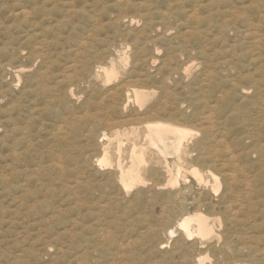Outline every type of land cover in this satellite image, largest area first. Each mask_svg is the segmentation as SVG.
Segmentation results:
<instances>
[{
    "label": "rangeland",
    "instance_id": "1",
    "mask_svg": "<svg viewBox=\"0 0 264 264\" xmlns=\"http://www.w3.org/2000/svg\"><path fill=\"white\" fill-rule=\"evenodd\" d=\"M173 1L174 0H0V264H76L77 256L84 258L82 264H99L101 262L109 264L108 262L111 261L117 264H136L137 259H139L137 264H193V260L198 258L199 255L209 256L205 264H264V0H208L209 2L207 0H175L174 2H177L175 4ZM199 1L202 2L199 3ZM213 1H215V3ZM171 5L172 7L170 8ZM176 7L178 9L180 7V10ZM195 8H198V10L196 11ZM71 10L72 13L70 14ZM180 11H183L182 14ZM233 12L239 14L240 19L238 17L235 19L240 20V22L232 19L231 15ZM194 13H196V15ZM164 14L169 16L164 18ZM192 14L196 17L191 16ZM125 16L127 19H122V17ZM134 16L136 18L138 17L137 22L130 23L129 17ZM188 16L194 19H190ZM246 17L248 19H245ZM224 18H227L226 21H224ZM202 19L207 23L205 21L202 23ZM243 20L246 22H243ZM149 22H152L151 25H146L150 24ZM193 22H198L200 25L194 24ZM202 25L205 26L204 28H206V31ZM221 25L223 26L220 27ZM196 27L198 28L196 29ZM225 27L227 28L223 29ZM166 28L170 29L167 30ZM198 29L200 31H198ZM156 30L157 32H155ZM187 30L190 31V35L188 34L189 36L187 35L186 37L187 40L177 35L178 32L186 33ZM251 30L253 32H251ZM208 32L210 33L208 34ZM258 35L261 37L259 38ZM170 37L172 40H170ZM201 37L204 38L202 39ZM146 38H148V40ZM201 39L202 41H200ZM182 42L185 44L181 45ZM198 44L202 46L199 45V50L197 49ZM139 47L140 51L139 49L137 50ZM207 49H209V51ZM217 49L219 50L218 52ZM182 50L184 51L183 53ZM175 51H177L178 54ZM204 51L209 56H206ZM201 52L205 55L201 54ZM122 57H125L127 60L122 62ZM140 57L142 61H136L137 59H141ZM174 59L180 62H176ZM168 60L173 62L169 63ZM113 61L118 66V74L116 77L111 80H107L104 76L97 79L93 78V74L96 71L95 68L98 65L104 64V66H110ZM143 61L145 63H143ZM149 62L152 67L148 66ZM173 63L175 65H173ZM178 63L179 66H181L179 68L177 66ZM132 64L136 66L134 67ZM137 64H139L138 66L140 68V65L144 66L142 67L143 70L142 68L139 69ZM167 66L169 68H167ZM177 68L180 70H177ZM171 69H173L174 72H169L173 71ZM211 69L215 71L212 72ZM203 70L211 71L204 72ZM73 73L77 74L76 78V74ZM201 73L203 74L202 78L200 77L201 75H199ZM216 73L220 75L219 77L217 74L218 79H214V76L215 78L217 76ZM149 75L150 77H148ZM36 77L41 79H37ZM210 78L213 79L211 80ZM164 79L166 81L165 83L163 81ZM37 80L42 81L38 82ZM194 80L200 84L195 85ZM201 80H203V82ZM34 81H37L36 83H38V85L35 84ZM70 81L75 82V97H71L67 92L70 89L67 86L71 83ZM180 81L185 86H183ZM166 83L169 86H167ZM126 84L132 85V87L135 86V88L138 87V90L149 93L144 99L145 102H138L133 92H130L132 97L128 106L126 108H120L122 105L120 103L123 102L124 95L122 94L119 98H114L112 94L115 92L119 93L117 89L122 88ZM163 85L164 87L162 90ZM179 87L182 89L177 91L179 93H176L175 89H179ZM242 87L245 90H243ZM44 88L48 89L49 91L47 90V92L49 93H45ZM225 88H227L226 90L231 94H226L227 91L224 90ZM234 88L239 90L233 93L235 90ZM247 88L248 90L246 91ZM205 89L207 92H205ZM31 90L34 92L33 96L31 95ZM119 90L123 91V89ZM190 90H193L192 92L194 94L191 93ZM194 90H200L201 92ZM5 91H7L8 94L5 93ZM21 91L26 93H22ZM121 91L120 93H123ZM221 91L226 92L223 93ZM244 91H246V93H244ZM43 92L46 95L43 94ZM187 92L188 95H186ZM210 92H212V96L209 94ZM213 92L215 94H213ZM216 93L218 95H216ZM20 94H25L22 99L18 98ZM36 94L38 97H36ZM41 95H45L46 97ZM244 95H246V97ZM14 96H17L16 98L18 99L16 100ZM68 96H70L69 99L67 98ZM111 96L114 99L111 98ZM168 96L169 98H166ZM218 96L220 99H218ZM257 96H260V98ZM160 97L164 98L160 100ZM190 97H192V99H190ZM256 97L259 100L255 101ZM186 98L189 99L188 103H186ZM47 99L49 103H47ZM174 99L178 101V104L180 101H185L186 105L190 104L191 107L188 110L187 117H182L188 120L181 119L179 112L173 110L177 109L178 106ZM212 99H215V102ZM86 100L87 102H85ZM157 100H160L159 103H161V105H158L159 103ZM219 100H221V103ZM97 101L99 103H96ZM166 101L170 102L167 103ZM10 103L12 106H9L11 105ZM14 103L15 105H13ZM57 103L60 104L57 105ZM199 103L204 104V107ZM18 104L20 105L18 106ZM172 104H174V106ZM217 104H219V106H217ZM36 105L37 107L34 108ZM207 105L210 106L208 107ZM57 106L58 109H56ZM93 106L95 109L92 108ZM199 106L202 107L199 108ZM10 107L17 112L11 110ZM206 107L211 111L207 110ZM5 108L9 110V112H6ZM166 108L168 109L167 111ZM202 108L203 113L200 112ZM99 109H102V112ZM153 109L155 111H153ZM156 109L165 112L162 113L159 110L157 112ZM235 109H237L235 111L236 113H234ZM10 112H13V114ZM37 114L39 117H37ZM193 114H195L196 117H194ZM209 114H211V122L214 125H210L208 119H205L207 116L209 117ZM224 114L229 115L226 117ZM160 116L163 118V120L161 119L162 121L171 120L173 122H178L177 124L187 125V127L196 131L189 139V145L193 150V156L186 157L180 162L181 165H183V170L187 169L186 175L188 181L185 182L181 180L180 185L175 188L167 186L166 189H159L156 187V184L166 183L167 176L163 172V168L158 166L152 167V165L149 164L147 168L145 166L143 169L144 177L148 179V183H144L145 185L141 183L134 186L127 194L124 190V192H121L122 189L119 186L115 187V185H119L117 183L115 168L99 171V166L94 164L96 163L94 160H97V158L103 155V151L99 145L100 142L97 138L98 134H101L103 130L109 133H115L116 129L119 127L117 130L124 133L121 135L124 141V151L121 161L123 164H129L132 140L134 139L139 145L146 146L145 123L152 120H160ZM98 117L100 118L97 119ZM101 117H103V119ZM43 118L46 119L44 120ZM84 119L90 120L81 121ZM16 120L17 122L19 121L18 123L22 129L24 128L23 134H26L27 131V133H29V131L31 133L26 134V136H23V134L19 135L21 132L13 134L12 131H9L7 133L5 129H10L9 126L12 127L13 122L15 123ZM57 120L59 123L56 122ZM40 121L43 122L38 123ZM73 121L81 124L78 123L79 125H73L77 124ZM89 121H94V124ZM8 122L9 124L12 123V125H8ZM96 122L99 123L96 127V132H100L96 137L92 138L88 130L92 129ZM139 122L144 124H139ZM22 124H24V126ZM83 124L87 125L85 126ZM102 124H104V126ZM205 125L206 127L209 126V129H212L210 133H215V137L213 134V136L208 139L209 145L207 148L201 149L202 147H199L196 142L205 136V132L208 130ZM6 126L8 128H6ZM79 127H83V130L80 131ZM86 127H88L87 130ZM112 127L114 129H112ZM55 128L59 130L57 133L54 132L56 131ZM84 130H86V132ZM201 130L203 131L201 132ZM83 131L85 133H83ZM75 132H78V134L82 132L83 138ZM86 133L88 134L86 135ZM49 135H52V137ZM46 136L48 137L46 138ZM11 137H14V139ZM70 137H74V140H78V145L75 144L76 142L74 140H72L75 142L73 143ZM84 137L92 139L88 138L85 140L86 138ZM4 139L6 141H12L13 139L12 142L14 144L11 141H9L10 143H6ZM16 139H18V146H15ZM25 140L26 142H24ZM55 140H58V142L56 143ZM79 140L82 143L79 142ZM61 142L63 143L60 144ZM25 143L27 145H25ZM81 144H85V146L83 147ZM215 144H217L216 146H220L216 147ZM80 145L82 146L80 149H75L80 147ZM226 148H228V150ZM14 149L16 152H19V157L21 159H19V161L25 163L16 165V173L21 177L18 181L16 179L17 176H11V181H14H12L11 184L18 183L19 181L21 183H19V185H14L17 189L12 188L13 192L11 189L5 190V187L3 188L2 176L6 167L11 166L10 164L12 161L10 155ZM82 149L85 150L83 151ZM7 150L9 151L6 152ZM75 150L78 151L75 152ZM56 151H58V153ZM88 152L89 155L84 154ZM21 153L24 156H22ZM232 154L235 155L236 158L227 159L230 158L228 156H232ZM201 155L204 158L203 161L199 160ZM77 157H81L80 160ZM117 157L118 156L114 154L112 156L114 165L117 163ZM5 158L10 159V162ZM71 158H74L73 161L70 160ZM42 159H46L43 160L46 162L44 163ZM85 160L86 163H84ZM167 160L172 166H175L177 163L173 156H168ZM4 161L6 162L5 164ZM51 161H53L52 164ZM67 161H71V163ZM79 161L83 163L81 164ZM64 162L67 163L65 164ZM222 162L224 164H221ZM208 163L210 167H208ZM69 164L70 166L74 164L80 167L82 166L83 172L81 178L87 180L88 183L93 182L90 185L93 184L100 190L101 187L107 186L106 188L109 189L107 196L105 193L101 198H97L93 205L81 207L79 205L81 200L88 202L86 198H89L90 201L94 195H91L88 191L85 192L86 189L84 187L80 189L78 194L77 191L70 194L67 187L73 182L74 177L77 175H75L74 172L77 170H73L76 169V165L74 167L72 166V168ZM192 164L197 165L205 174V177H209L206 169L211 168V170L216 173L218 172L217 174L221 179L220 190L215 192L211 189L210 184H212L213 180L210 177L208 178V180H210L209 185L199 183L189 170ZM230 165L233 167L228 168ZM152 168L157 171V175H155L156 177L152 176V178H149L151 176L148 175H151V171H153ZM70 169L72 172L67 175L66 173L69 172L65 173V171H70ZM97 169L98 171H96ZM230 169H234L236 173ZM225 170H227L226 175L224 174ZM111 172L116 176L113 177ZM227 172L234 175H229ZM54 175L56 176L55 178H57L56 180L53 178ZM230 176L233 177L231 184H229L230 181L227 180V177ZM66 177H68V179ZM69 177L72 179H69ZM88 177L91 182L88 180ZM105 178L111 179L106 180ZM47 179L48 182L46 181ZM150 179L154 181L157 179V181L154 183V181ZM108 180L111 181L108 183ZM69 181L72 182L69 183ZM46 183L50 185L51 188H47L50 186L43 185ZM58 184L63 185L59 186ZM103 184L106 185L103 186ZM110 185H114L111 187L112 189ZM154 188L156 189L154 190ZM3 189L5 191H3ZM116 189H118V191ZM81 191L84 192L81 193ZM164 191L170 193L167 192L166 195ZM64 192H66V194ZM136 192H138V196H136ZM252 192L255 193L252 194ZM13 194L14 196H12ZM149 194L150 196H148ZM98 195L97 193L96 196L98 197ZM175 195L178 196L175 197ZM124 197H126V199ZM134 197L138 199H134ZM156 197L158 199L155 200L154 198ZM199 198L200 201L198 200ZM133 199L135 202L136 199L137 201L140 199L138 203L140 205L134 204V201H132ZM243 200H245V204ZM177 201L183 204L181 209L176 207L175 203L179 204ZM131 203L134 205L131 206ZM157 203H159V206ZM254 204H256V206H253ZM165 210H167L166 213ZM187 210L189 212H194L196 210L204 211V213L210 217L211 223L214 224L216 234L219 238L216 237L205 240L195 238L188 240L179 232L178 236L174 237L175 240L172 238L170 242L162 248V243L168 239V229L171 225L176 223L181 212H188ZM247 211H252V213H248ZM75 224L78 225L75 227ZM77 229L79 230L77 231ZM70 230H74L73 236L70 235ZM101 233L109 238L110 244L108 241L104 243L101 242L103 244L100 243L101 246H99V241L97 242V240H94L95 237L97 239V236ZM81 237L84 238V240ZM92 239L95 241L94 243ZM87 240H91L90 242L93 244L88 243L89 241ZM112 241L114 242L112 243ZM175 241L177 242L175 243ZM178 241H182L181 244L178 243ZM71 242H73L72 244L76 242L81 245L83 243V245L82 247L78 244L71 245ZM85 242L86 244H84ZM117 243L119 246H116ZM94 245L97 246L94 247ZM172 246H174V248ZM76 249L79 250L77 251ZM113 249H115V251ZM127 250L130 251L126 252ZM87 251H90V253H87ZM110 251L112 252L108 255ZM252 251H254L255 254ZM73 253L77 255L72 257ZM186 255L187 257H185ZM194 255L195 257H193ZM106 256L108 257L106 258ZM168 256L171 257L169 258ZM98 258L101 261L98 260ZM132 258L136 261H133ZM174 258H177V260ZM190 261H192V263H190Z\"/></svg>",
    "mask_w": 264,
    "mask_h": 264
},
{
    "label": "bare ground",
    "instance_id": "2",
    "mask_svg": "<svg viewBox=\"0 0 264 264\" xmlns=\"http://www.w3.org/2000/svg\"><path fill=\"white\" fill-rule=\"evenodd\" d=\"M46 1V0H45ZM48 1H50V0H48ZM175 1V0H174ZM173 1V2H174ZM180 1V0H179ZM203 1V0H202ZM202 1H199V3L200 2H202ZM208 1V0H207ZM209 1H211V0H209ZM208 1V2H209ZM220 1V0H219ZM257 1V0H256ZM205 2V1H204ZM214 3H215V1H213ZM253 2V1H252ZM170 3V2H169ZM175 3H177V2H174V4ZM196 3V2H195ZM198 3V4H199ZM254 3V2H253ZM215 5V4H214ZM218 5H219V3H218ZM174 6V5H173ZM172 7V5L170 6V8ZM190 7H192V6H190ZM198 7V6H197ZM177 8V7H176ZM178 9V8H177ZM191 9H194V8H191ZM190 9V10H191ZM196 9V8H195ZM73 10V9H72ZM72 10L70 11V14L72 13ZM171 10V9H170ZM178 10H180V7H179V9ZM177 10V11H178ZM198 10V8L196 9V11ZM208 11H210V10H208ZM174 12V11H173ZM172 12V13H173ZM182 12L183 11H180V13L182 14ZM193 12V11H192ZM165 13H167V12H165ZM179 13V12H178ZM167 14H170V13H167ZM167 14H164V18H167V16H169V15H167ZM184 14V13H183ZM189 14H191V13H189ZM195 15H196V13H194ZM194 14H192L191 16H195ZM213 15V14H212ZM183 16V15H182ZM199 16V15H198ZM200 16H201V13H200ZM211 16V15H210ZM209 16V17H210ZM232 16V19H234V20H237V19H235L236 17H240L239 16V14L238 13H234L233 12V14L231 15ZM147 17V16H146ZM180 17V16H179ZM196 17V16H195ZM208 17V18H209ZM226 17V16H225ZM138 18V17H137ZM137 18L134 16V17H129V22L130 23H134V22H137ZM181 18H183V17H181ZM188 18H190L189 16H188ZM193 18V17H192ZM192 18H190V19H192ZM203 18V17H202ZM211 18H213V17H211ZM122 19H124V20H126L127 19V17L125 16V17H122ZM142 19V18H141ZM194 19V18H193ZM197 19V18H196ZM196 19H195V21H196ZM203 19H205V18H203ZM202 19V23H203V21H205V20H203ZM214 19V18H213ZM225 19V18H224ZM227 19V18H226ZM226 19L224 20V21H226ZM231 19V20H232ZM240 19V18H239ZM245 19H248L247 17L245 18ZM143 20H144V18H143ZM200 20V19H199ZM242 20V19H241ZM119 21V20H118ZM146 21H148V20H146ZM152 21V20H151ZM193 21V20H192ZM191 21V22H192ZM228 21H230V20H228ZM227 21V22H228ZM206 22V21H205ZM237 22H240V20H237ZM243 22H246V21H244L243 20ZM248 22V21H247ZM122 23V22H121ZM150 23V22H149ZM152 23V22H151ZM151 23L150 24H146V25H151ZM194 23V22H193ZM193 23H191V24H193ZM207 23V22H206ZM205 23V24H206ZM226 23V22H225ZM229 23V22H228ZM230 23H232L231 21H230ZM194 24H197V25H200V23H198V22H196V23H194ZM234 24V23H233ZM196 25V26H197ZM204 25V24H203ZM202 25V27L204 28L205 26H203ZM207 25V24H206ZM224 25V24H223ZM223 25H221L220 27H222ZM235 25V24H234ZM194 26V25H193ZM232 26V25H231ZM151 27V26H150ZM210 27V26H209ZM230 27V26H229ZM172 28V27H171ZM198 27H196V29H197ZM227 27H225V28H223V29H226ZM153 29V28H152ZM151 29V30H152ZM167 30H169L170 28H166ZM190 29V28H189ZM193 29V28H192ZM206 28H204V30H205ZM221 29V28H220ZM219 29V30H220ZM247 29H248V27H247ZM146 30H147V28H146ZM154 30V29H153ZM214 30V29H213ZM246 30V29H245ZM198 31H200L199 29H198ZM206 31V30H205ZM204 31V32H205ZM254 31H256V30H254ZM147 32V31H146ZM149 32V31H148ZM155 32H157V30L155 31ZM170 32V31H169ZM204 32H201V33H204ZM212 32H214V31H212ZM217 32V31H216ZM248 32H249V30H248ZM251 32H253L252 30H251ZM167 33V32H166ZM200 33V34H201ZM210 32H208V34H209ZM218 33V32H217ZM147 34V33H146ZM149 34V33H148ZM190 35V31L189 30H187V32L186 33H184V32H178L177 33V35H180L181 36V38H183L184 40H187L186 39V37H187V35ZM245 34V33H244ZM255 34H257V33H255ZM254 34V35H255ZM188 35V36H189ZM192 35L194 36V34L192 33ZM202 35V34H201ZM201 35H199V36H201ZM211 35H212V33H211ZM170 36H172V35H170ZM256 36V35H255ZM254 36V37H255ZM259 36V35H258ZM156 37V36H155ZM165 37V36H164ZM257 37V36H256ZM261 36H259V38H260ZM152 38V37H151ZM171 38V37H170ZM180 38V39H181ZM202 39L204 38V37H201ZM147 40H148V38H146ZM202 39L200 40V41H202ZM213 39V38H212ZM211 39V40H212ZM170 40H172V38L170 39ZM214 40V39H213ZM183 41V40H182ZM190 41V40H189ZM257 41V40H256ZM259 41V40H258ZM188 43V42H187ZM201 43V42H200ZM182 44H185V43H181V45ZM137 45V44H136ZM179 45V44H178ZM187 45V44H186ZM190 45H192V44H190ZM200 44H198V46H197V49L199 50V47L201 46H199ZM205 45L207 46V44L205 43ZM212 45V44H211ZM214 45H215V43H214ZM214 45H213V47H214ZM216 45H217V43H216ZM138 46V45H137ZM136 46V47H137ZM176 46V45H175ZM180 46V45H179ZM179 46H177V47H179ZM193 46V45H192ZM208 46H210V45H208ZM135 47V48H136ZM202 47V46H201ZM86 48V47H85ZM134 48V49H135ZM185 48H187V47H185ZM184 48V49H185ZM191 48V47H190ZM139 49V51H140V47L139 48H137V50ZM142 49V48H141ZM175 49V48H174ZM177 49V48H176ZM193 49H194V47H193ZM143 50V49H142ZM188 50V49H187ZM195 50V49H194ZM193 50V51H194ZM208 51H209V49H207ZM145 51V50H144ZM181 51V50H180ZM179 51V52H180ZM219 50L217 49V52H218ZM177 54H178V52L177 51H175ZM184 51L182 50V53H183ZM189 52V51H188ZM205 52V51H204ZM215 52V51H214ZM206 53V52H205ZM173 54V53H172ZM189 54H191V53H189ZM201 54H203V55H205L204 53H202L201 52ZM133 55H136V54H133ZM139 55L141 56V54L139 53ZM171 55V54H170ZM137 56V55H136ZM185 56H186V54H185ZM206 56H209L207 53H206ZM175 57V56H174ZM111 58V57H110ZM141 58V57H140ZM177 58V57H176ZM133 59V58H132ZM146 59V58H145ZM144 59V60H145ZM154 59V58H153ZM177 59H179V58H177ZM208 59V58H207ZM121 60H122V62H124V61H126L127 59H125V57H122L121 58ZM134 60V59H133ZM133 60H132V62H133ZM136 60V59H135ZM138 60H141L142 61V58L141 59H137L136 61H138ZM172 60V59H171ZM175 61H176V59H174ZM152 61V60H151ZM169 61V63H172V62H170V60H168ZM120 62V61H119ZM176 62H180V61H176ZM143 63H145L144 61H143ZM142 63V64H143ZM168 63V62H167ZM224 63V62H223ZM136 64V63H135ZM140 64H141V62H140ZM226 64H228V63H226ZM133 65V64H132ZM139 64H137V67H139L138 66ZM170 65V64H169ZM173 65H175L174 63H173ZM221 65V64H220ZM134 67L136 66V65H133ZM141 66V68L142 67H144V66H142V65H140ZM149 67H152V66H150V62H149V65H148ZM148 66H146V67H148ZM171 66V65H170ZM177 66H178V68L179 67H181V66H179V63L177 64ZM208 66V65H207ZM206 66V67H207ZM117 64L113 61V62H111V64H110V66H104V64H100V65H98L95 69H96V71H95V73L93 74V78L94 79H97V78H99V77H101V76H104L107 80H111L112 78H114V77H116V75L118 74V69H117ZM136 67V68H137ZM173 67H175V66H173ZM203 67H205V66H203ZM209 67V66H208ZM220 67H222V66H220ZM227 67V66H226ZM75 68V67H74ZM140 67H139V69H141ZM154 68V67H153ZM166 68V67H165ZM167 68H169L168 66H167ZM177 68V70H180V69H178ZM76 69H77V67H76ZM208 69V68H207ZM142 70H143V68H142ZM148 70V69H147ZM147 70H146V72H147ZM162 70V69H161ZM171 70H173V69H171ZM212 70V69H211ZM211 70H209V71H211ZM167 71H169V70H167ZM186 71V70H185ZM204 71V70H203ZM209 71H204V72H209ZM213 71H215L214 69L212 70V72ZM169 72H174V70L173 71H169ZM175 72H177V71H175ZM216 72H218V71H216ZM185 73V72H184ZM73 74H76V73H73ZM154 74V73H153ZM152 74V75H153ZM156 74V73H155ZM165 74V73H164ZM219 75V73H216V75ZM145 75H147V74H145ZM166 75V74H165ZM182 75V74H181ZM199 75H201L200 77L202 78V73L201 74H199ZM205 75V74H204ZM218 75L216 76V78H215V76H214V79H218L217 77H218ZM18 76V75H17ZM76 76H77V74L75 75V78H76ZM92 76V75H91ZM19 77V76H18ZM74 77V76H73ZM148 77H150V75L148 76ZM147 77V78H148ZM156 77H157V75H156ZM163 77V76H162ZM167 77V76H166ZM219 77H220V75H219ZM37 79L39 78V77H36ZM181 78H182V76H181ZM180 78V79H181ZM198 78V77H197ZM204 78H205V76H204ZM208 78V77H207ZM39 79H41V78H39ZM65 79H66V77H65ZM149 79H151V78H149ZM211 80L213 79V78H210ZM222 79V78H221ZM36 80V79H35ZM69 80V79H68ZM153 80V79H152ZM197 80V79H196ZM196 80H194L195 81V85H197V84H200L199 82L197 83L196 82ZM211 80H209V81H211ZM19 81H20V79H19ZM25 81V80H24ZM38 81V80H37ZM36 81V82H37ZM40 82L42 81V80H39ZM38 81V82H39ZM160 81H161V79H160ZM160 81H158V82H160ZM164 81V83L166 82L165 81V79L163 80ZM186 81V80H185ZM198 81H199V79H198ZM202 82H203V80H201ZM253 81V80H252ZM17 82V81H16ZM32 82H33V80H32ZM35 82V81H34ZM35 82V84H37L38 85V83H36ZM67 82V81H66ZM71 83H69L67 86H68V88H70L67 92L70 94V96L71 97H75L76 96V93H75V91H74V84H75V82L73 81H70ZM155 82V81H154ZM181 82V81H180ZM205 82V81H204ZM123 83V82H122ZM163 83V84H164ZM182 83V82H181ZM205 83H208V82H205ZM211 83V82H210ZM209 83V84H210ZM33 84V83H32ZM129 84V83H128ZM128 84H126L125 86H123L122 88H119V89H123V91H121V90H119V89H117L118 91H119V93L118 92H115V93H113L112 94V96L114 97V98H119V96L121 95L122 96V94L124 95V99H123V102L122 103H120V104H122L121 106H120V108H126L127 106H128V104H129V102H130V99H131V94H130V92H133V94H134V96H135V98H136V100L138 101V102H145V98L149 95V93H145L144 91H141V90H138L139 88L138 87H136L135 88V86H133L132 87V85L130 86V85H128ZM160 84V83H159ZM203 84V83H202ZM213 84H214V82H213ZM161 85V84H160ZM166 85H167V83H166ZM165 85V86H166ZM182 85H183V83H182ZM191 85H192V83H191ZM190 85V86H191ZM194 85V84H193ZM212 85V84H211ZM230 85H231V83H230ZM32 86V85H31ZM40 86H41V84H40ZM167 86H169V85H167ZM183 86H185V85H183ZM200 86V85H199ZM199 86H198V88H199ZM236 86V85H235ZM163 87H164V85L162 86V90H163ZM213 87V86H212ZM29 88H30V86H29ZM31 88H34V87H31ZM40 88V87H39ZM138 88V89H137ZM204 88V87H203ZM207 88V87H206ZM222 88H224V87H222ZM221 88V89H222ZM231 88V87H230ZM230 88H228L229 90H230ZM236 88V87H235ZM234 88V89H235ZM243 88V87H242ZM241 88V89H242ZM22 89V88H21ZM23 89H24V87H23ZM27 89V88H26ZM46 88H44V91H45V93L47 92V90L48 89H46ZM168 89V88H167ZM167 89H165V90H167ZM172 89V88H171ZM182 88H180L179 87V89H175L176 91V93H179V92H177L178 90L180 91ZM185 89V88H184ZM183 89V90H184ZM190 89H192V88H190ZM208 89V88H207ZM210 89H211V87H210ZM212 89H214V88H212ZM227 88H225L224 90H226ZM231 89H233V88H231ZM11 90V89H10ZM33 90H36V89H33ZM38 90V89H37ZM169 90V89H168ZM200 90H203V89H200ZM200 90H194V91H199V92H201ZM209 90V89H208ZM218 90V89H217ZM236 90H239V89H235L234 90V92L233 93H236L235 91ZM243 90H245L244 88H243ZM248 90V88L246 89V91ZM20 91V90H19ZM22 91H24V90H22ZM21 91V92H22ZM32 91V90H31ZM41 91V90H40ZM49 91V90H48ZM120 91L121 92H123V93H120ZM191 91V93H193L192 91L193 90H190ZM190 91H188V92H190ZM210 91V90H209ZM215 91V90H214ZM227 91V90H226ZM226 91H221V92H223V93H225ZM230 91H232V90H230ZM246 91H244V93H246ZM8 92H9V90H8ZM20 92V93H21ZM168 92V91H167ZM171 92H172V90H171ZM188 92H187V94L186 95H188ZM205 92H207L206 91V89H205ZM204 92V93H205ZM218 92H220V91H218ZM217 92V93H218ZM237 92H240V91H237ZM5 93H7V91H5ZM22 93H26V92H22ZM36 93H37V91H36ZM40 93V92H39ZM38 93V94H39ZM44 92H43V94H45ZM47 93H49V92H47ZM174 93V92H173ZM175 93V94H176ZM211 93L212 92H210L209 94L211 95ZM216 93V95H218ZM229 92L227 91V93L226 94H228ZM8 94V93H7ZM33 94H34V92L32 91V96H33ZM164 94H165V92H164ZM170 94H172V93H170ZM194 94V93H193ZM196 94V93H195ZM213 94H215L214 92H213ZM221 94V93H220ZM229 94H231V93H229ZM240 94H242V93H240ZM25 94H20V97H18V98H21L22 99V97L24 96ZM46 95V94H45ZM45 95H41V96H45ZM48 95V94H47ZM111 95V94H110ZM174 95V94H173ZM172 95V96H173ZM176 95H178V94H176ZM176 95H175V98H176ZM184 95V94H183ZM190 95V94H189ZM197 95V94H196ZM204 95V94H203ZM235 96H237L236 94H234ZM234 95H231V96H234ZM70 96H68L67 98L69 99V97ZM111 96V98H113ZM161 96H162V94H161ZM208 96V95H207ZM212 96V95H211ZM220 96V95H219ZM219 96H218V99H220L219 98ZM225 96H227V95H225ZM245 97H246V95H244ZM243 96V97H244ZM17 96H14V98L17 100L18 98H16ZM36 97H38V95L36 94ZM46 97V96H45ZM45 97H43V98H45ZM53 97V96H52ZM90 97V96H89ZM181 97H183V96H181ZM184 97H185V95H184ZM209 97V96H208ZM216 97V96H215ZM222 97V96H221ZM228 97V96H227ZM226 97V98H227ZM229 97H230V95H229ZM258 97V96H257ZM256 97V100L255 101H257V100H259L258 98H260V96L257 98ZM33 98V97H32ZM31 98V99H32ZM48 98H49V96H48ZM54 98V97H53ZM52 98V99H53ZM55 98H57V97H55ZM113 98V99H114ZM121 98H123V97H121ZM161 99L160 100H162L164 97H160ZM166 98H169V96L168 97H166ZM170 98H172V97H170ZM195 98V97H194ZM193 98V99H194ZM203 98V97H202ZM201 98V99H202ZM249 98V97H248ZM36 99V98H35ZM46 99V98H45ZM44 99V100H45ZM59 99V98H58ZM62 99V98H61ZM159 99V98H158ZM177 99V98H176ZM176 99H174L175 101H176ZM185 99V98H184ZM187 99V101H186V103H188V98H186ZM190 99H192V97H190ZM199 99V98H198ZM211 99V98H210ZM232 99V98H231ZM15 100V101H16ZM63 100V99H62ZM83 100H85V99H83ZM159 100V101H160ZM166 100V99H165ZM200 100V99H199ZM212 100H214V102H215V99H212ZM224 100V99H223ZM32 101V100H31ZM36 101V100H35ZM52 101H55V100H52ZM61 101V100H60ZM91 101V100H90ZM94 101V100H93ZM99 101V100H98ZM96 102V103H99V102ZM158 101V100H157ZM159 101H158V103H159ZM182 101H184V100H182ZM192 101V100H191ZM201 101V100H200ZM208 101H210V100H208ZM234 101V100H233ZM37 102H38V100H37ZM36 102V103H37ZM51 102V101H50ZM65 102V101H64ZM71 102H73V101H71ZM85 102H87V100L85 101ZM92 102V101H91ZM167 102V101H166ZM168 102H170V101H168ZM167 102V103H168ZM174 102V101H173ZM172 102V103H173ZM177 102V104H178V101H176ZM194 102V101H193ZM219 102L221 103V100H219ZM218 102V103H219ZM231 102V101H230ZM30 103V102H29ZM41 103V102H40ZM46 103V102H45ZM47 103H49V101H48V99H47ZM70 103V102H69ZM84 103V102H83ZM148 103V102H147ZM165 103V102H164ZM191 104H193L192 102H190ZM213 103V102H212ZM257 103V102H256ZM7 104H9V103H7ZM11 104V103H10ZM60 104V103H59ZM58 103H57V105H59ZM72 104V103H71ZM75 104V103H74ZM73 104V105H74ZM85 104V103H84ZM174 104H176V103H174ZM174 104H172L173 106H174ZM200 104V103H199ZM211 104V103H210ZM230 104V103H229ZM13 105H15V103L13 104ZM20 104H18V106H19ZM43 105H44V103H43ZM42 105V106H43ZM93 105V104H92ZM97 105H99V104H97ZM158 105H161V103H159ZM163 105V104H162ZM200 105H204V104H200ZM215 105V104H214ZM223 105V104H222ZM226 105H227V103H226ZM232 105V104H231ZM230 105V106H231ZM6 106V105H5ZM9 106H12V104L11 105H9ZM8 106V107H9ZM17 106V107H18ZM41 106V107H42ZM48 106V105H47ZM52 106H54V105H52ZM52 106H50V107H52ZM69 106V105H68ZM85 106V105H84ZM94 106H96V105H94ZM92 107V108H94L95 109V107ZM100 106V105H99ZM155 106H157V105H155ZM155 106H153V107H155ZM202 106H199V108L200 107H202ZM205 106H206V104H205ZM208 107L210 106V105H207ZM217 106H219V104H217ZM7 107V108H8ZM37 107V105L36 106H34V108H36ZM39 107V106H38ZM64 107H67V106H64ZM101 107V106H100ZM116 107V106H115ZM114 107V108H115ZM165 107H167V106H165ZM165 107H163V108H165ZM190 104H185V101L184 102H181L180 101V103L178 104V106H177V109H173V108H171V109H173V110H177L178 112H179V115L181 116V119H184V118H182V117H187V113H188V110L190 109ZM204 107V106H203ZM208 107H206L207 108V110H209V108ZM213 108H215L214 106H212ZM15 108V107H14ZM19 108V107H18ZM21 108V107H20ZM45 108V107H44ZM70 108V107H69ZM91 108V107H90ZM96 108H99V107H96ZM232 108V107H231ZM235 108H237V107H235ZM10 109L11 110H13V108L12 107H10ZM48 109V108H47ZM56 109H58V106L56 107ZM71 109V108H70ZM88 109H89V106H88ZM155 109V108H154ZM153 109V111H155ZM205 109V108H204ZM222 109V108H221ZM5 110H6V108H5ZM5 110H3V111H5ZM33 110V109H32ZM60 110H62V109H60ZM92 110V109H91ZM101 112H102V109H99ZM157 110V109H156ZM159 111H161L160 109H158ZM158 110H157V112H158ZM163 110H165V109H163ZM168 109L166 108V111H167ZM219 110V109H218ZM237 109H235L234 110V113H236L235 111H236ZM13 111H16V110H13ZM44 111V110H43ZM93 111V110H92ZM91 111V112H92ZM203 111V108H202V110H200V112H202ZM209 111H211V110H209ZM208 111V112H209ZM216 112H218L217 110H215ZM6 112H9V110H6ZM17 112V111H16ZM21 112V111H20ZM162 112V111H161ZM165 112V111H164ZM164 112H162V113H164ZM199 112V113H200ZM207 112V111H206ZM216 112H215V114H216ZM11 114H13V112H10ZM33 113V112H32ZM38 113V112H37ZM39 113H40V111H39ZM63 113V112H62ZM93 113V112H92ZM94 113H96V112H94ZM100 113V112H99ZM150 113V112H149ZM162 113H161V115H162ZM171 113H175V112H171ZM196 113V112H195ZM198 113V112H197ZM203 113V112H202ZM212 113V112H211ZM225 113H226V111H225ZM18 114V113H17ZM35 114V113H34ZM76 114V113H75ZM157 114V113H156ZM177 114V113H176ZM38 115V114H37ZM62 115V114H61ZM88 115H89V113H88ZM92 115V114H91ZM90 115V116H91ZM103 115V114H102ZM155 115V114H154ZM153 115V116H154ZM178 115V114H177ZM194 115V117H196L195 116V114H193ZM211 114H209V117L207 116L205 119H208V121H209V123H210V125L211 124H213L212 122H211V116H210ZM226 117L229 115H227V114H224ZM17 116V115H16ZM19 116V115H18ZM98 116V115H97ZM158 116V115H157ZM192 116V115H191ZM215 116H217V115H215ZM214 116V117H215ZM10 117V116H9ZM37 117H39V115L37 116ZM41 117H43V116H41ZM45 117V116H44ZM61 117V116H60ZM96 117V116H95ZM189 117V116H188ZM202 117H203V114H202ZM204 117H205V115H204ZM218 117V116H217ZM225 117V119L227 120V118ZM21 118V117H20ZM80 118V117H79ZM82 118V117H81ZM88 118V117H87ZM92 118V117H91ZM90 118V119H91ZM100 117H98L97 119H99ZM102 119H103V117H101ZM160 118V120H152V121H146L147 123H145L146 124V126H145V137H146V146H143V145H139L136 141H134V139L132 140V143H131V146H130V155H129V159H130V161H129V164H123V162L121 161V157H122V154H123V151H124V144H123V139L121 138V135L122 134H124V133H121L119 130H117L116 129V131H115V133H109V132H107L106 130H103L102 131V133L101 134H98L99 132H96V127L98 126V122H96L95 123V126L92 128V129H90V130H88V132L90 131V135L92 136V138L93 137H96L97 136V134H98V136H97V138H98V140H99V145H100V147H101V149H102V151H103V155L101 156V157H99V158H97V160H94V161H96V163H94V164H96L97 166H99V171L100 170H106V169H110V168H115V170H116V173H117V183L119 184V185H115V187H120L121 189H122V191L121 192H126V194L127 193H129L130 192V190L134 187V186H136V185H139V184H144V183H148V179L147 178H145L144 177V173H143V169L145 168V166H146V168H147V166H149V164H151L152 165V167H161V168H163V172L166 174V176H167V179H166V183H157L156 184V187L157 188H159V189H166V187L167 186H171V187H176V186H178V185H180V182H181V180H184L185 182L186 181H188V179H187V169L186 170H183V165H181V163L180 162H182V160L183 159H185L186 157H192L193 156V150H192V148H191V146L189 145V139L192 137V135H194L195 134V132L196 131H194L193 129H191V128H189V127H187V125H183V124H177L178 122H173V121H162L163 120V118H162V116H160L159 117ZM219 118V117H218ZM222 118H223V116H222ZM7 119V118H6ZM44 119V118H43ZM46 119V118H45ZM44 119V120H45ZM59 119V118H58ZM75 119H76V117H75ZM90 119H84V120H81V121H85V120H90ZM94 119V118H93ZM154 119H155V117H154ZM162 119V120H161ZM185 119H187V118H185ZM184 119V120H185ZM8 120H10V119H8ZM14 120H15V118H14ZM18 120V119H17ZM17 120L15 121V123L13 122V125H12V123L11 124H9V122H8V125H12V127L11 126H9L10 127V129L6 126V128H8V129H5L6 130V132L8 133L9 131H12L13 132V134L14 133H16V132H21L19 135H21V134H23L24 132H23V129H22V127L20 126V124L17 122ZM36 120V119H35ZM59 120H61V119H59ZM164 120H166V119H164ZM169 120V119H168ZM188 120V119H187ZM76 121H78V120H76ZM175 121V120H174ZM179 121V120H178ZM182 121V120H181ZM220 121V120H219ZM23 122V121H22ZM41 122H43V121H40V122H38V123H41ZM56 122H58V120L56 121ZM74 122V121H73ZM88 122V121H87ZM90 123L92 122V121H89ZM94 122V121H93ZM92 122V123H93ZM202 122V121H201ZM206 122V121H205ZM21 123V122H20ZM27 123V122H26ZM28 123H30V122H28ZM50 123V122H49ZM59 123V122H58ZM74 123H77V122H74ZM79 123V122H78ZM73 124V125H79V124H81V123H79V124ZM207 123V122H206ZM214 123H216V122H214ZM222 123V122H221ZM89 124V123H88ZM94 124V123H93ZM105 124V123H104ZM104 124H102L103 126H104ZM139 124H142V123H140L139 122ZM144 124V123H143ZM142 124V125H143ZM202 124H205V123H202ZM201 124V125H202ZM219 124V123H218ZM223 124V123H222ZM23 126H24V124H22ZM26 125H28V124H26ZM83 125H85V124H83ZM87 125V124H86ZM85 125V126H86ZM92 125V124H91ZM206 125H208V124H206ZM206 125H205V127H206ZM214 125V124H213ZM215 125H217V124H215ZM221 125V124H220ZM39 126H41V125H39ZM53 126H54V124H53ZM61 126V125H60ZM90 126V125H89ZM137 126V125H136ZM203 126V125H202ZM217 126H219V125H217ZM226 126V125H225ZM55 127V126H54ZM56 127H57V125H56ZM70 127H72V126H70ZM114 127V126H113ZM112 127V129H114ZM130 127V126H129ZM209 127V126H208ZM208 127H206V129L208 128ZM212 127H214V126H212ZM27 128V127H26ZM38 128H40V127H38ZM58 128V127H57ZM73 128V127H72ZM71 128V129H72ZM83 127H79V129H80V131L81 130H83L82 129ZM87 128L88 127H86V130H87ZM91 128V127H90ZM124 128H126V127H124ZM123 128V129H124ZM193 128V127H192ZM204 128V127H203ZM216 128H218V127H216ZM219 128H221V127H219ZM49 129V128H48ZM53 129V128H52ZM56 129V128H55ZM75 129H76V127H75ZM205 129V130H206ZM222 129V128H221ZM220 129V130H221ZM50 130H51V128H50ZM86 130H84L85 132H86ZM216 130H219V129H216ZM224 130V129H223ZM25 131V130H24ZM59 130H57L56 129V131H54V132H58ZM61 131V130H60ZM72 131V130H71ZM83 131V133H85ZM203 130H201V132H202ZM225 131V130H224ZM28 132V131H27ZM26 132V134H29V133H31L30 131H29V133H27ZM37 132V131H36ZM49 132H51V131H49ZM52 132H53V130H52ZM51 132V133H52ZM73 132V131H72ZM71 132V133H72ZM210 132H212V129L210 128H208V130H206V132H205V136L201 139V140H199V141H197L196 142V144L199 146V147H202L201 149H206L207 148V146L209 145L208 144V139L211 137V136H213V134H214V137H215V133H210ZM6 133V134H7ZM76 133V132H75ZM82 132H81V134H78V132L76 133L77 135H80V136H82V134H83ZM217 133V132H216ZM220 133V132H219ZM227 133V132H226ZM26 134H23V136H26ZM48 134V133H47ZM53 134V133H52ZM75 134V135H76ZM88 133H86V135H87ZM34 135V134H33ZM71 135V134H70ZM89 135V136H90ZM200 135V134H199ZM226 135V134H225ZM39 136V135H38ZM49 136H51L52 137V135H49ZM60 136H62V135H60ZM73 136H74V134H73ZM5 137V136H4ZM48 136H46V138H47ZM57 137V136H56ZM66 137V136H65ZM11 138H13L14 139V137H11ZM16 138V137H15ZM54 138V137H53ZM53 138H52V140H53ZM71 138V137H70ZM74 138V137H73ZM73 138H71L70 140L72 141V140H74ZM76 138V137H75ZM81 138H83V136L81 137ZM84 138H86V137H84ZM89 138V137H88ZM88 138H86L85 140H87ZM92 138H89V139H92ZM13 139H12V141H13ZM30 139V138H29ZM39 139V138H38ZM37 139V140H38ZM96 139V138H95ZM237 139V138H236ZM235 139V140H236ZM5 140V139H4ZM34 140V139H33ZM36 140V141H37ZM61 140V139H60ZM67 140V139H66ZM66 140H65V142H66ZM6 141V140H5ZM9 141H11V140H9ZM9 141H6V143H10ZM11 141V142H12ZM15 141V140H14ZM56 141V143L58 142V140H55ZM69 141V140H68ZM70 141V142H71ZM75 142H73V143H75V144H77L78 145V140H74ZM226 141V140H225ZM228 141V140H227ZM24 142H26V140L24 141ZM32 142V141H31ZM79 142H81L80 140H79ZM230 142V141H229ZM228 142V143H229ZM5 143V142H4ZM13 143V142H12ZM12 143H11V145H12ZM16 144H15V146H18L17 145V143H18V139H16V142H15ZM52 143H54V142H52ZM63 142H61L60 144H62ZM82 143V142H81ZM223 143H225V142H223ZM222 143V144H223ZM14 144V143H13ZM22 144H24V143H22ZM27 144H28V140H27ZM26 143H25V145H27ZM66 144V143H65ZM3 145V144H2ZM73 145V144H72ZM76 145V146H77ZM81 145H83V147L85 146V144H81ZM80 145V147H78V148H75V149H80L82 146ZM99 145H96V146H99ZM217 144H215V146H216ZM23 146V145H22ZM56 146H57V144H56ZM62 146V145H61ZM66 146H69V145H66ZM71 146V145H70ZM76 146H74V147H76ZM218 146H220V145H218ZM218 146H216V147H218ZM226 146V145H225ZM236 146V145H235ZM5 147H7V146H5ZM26 147V146H25ZM24 147V148H25ZM28 147V146H27ZM45 147V146H44ZM65 147V146H64ZM73 147V146H72ZM87 147V146H86ZM211 147H213V146H211ZM20 148V147H19ZM23 148V149H24ZM58 148V147H57ZM62 148V147H61ZM61 148H60V150H61ZM67 148V147H66ZM69 148V147H68ZM209 148H210V146H209ZM222 148V147H221ZM229 148V147H228ZM228 148H226L227 150H228ZM233 148V147H232ZM232 148H230V149H232ZM4 149V148H3ZM8 149H12V148H8ZM65 149V148H64ZM72 149H74V148H72ZM86 149V148H85ZM85 149H82L83 151L85 150ZM212 149V148H211ZM22 150V149H21ZM25 150V149H24ZM40 150H41V148H40ZM215 150H217V149H215ZM220 150V149H219ZM226 150V151H227ZM233 150V149H232ZM9 150H7L6 152H8ZM37 151V150H36ZM54 151V150H53ZM76 151H78V150H75V152ZM210 151V150H209ZM213 151V150H212ZM224 151V150H223ZM225 151V152H226ZM12 152V151H11ZM57 153H58V151H56ZM74 152V151H73ZM81 152V151H80ZM216 152V151H215ZM214 152V153H215ZM229 152V151H228ZM235 152V151H234ZM61 153V152H60ZM79 153V152H78ZM222 153V152H221ZM227 153V152H226ZM7 154V153H6ZM22 154V153H21ZM47 154V153H46ZM54 154V153H53ZM62 154V153H61ZM76 154V153H75ZM74 154V155H75ZM84 154H87V155H89V152L88 153H84ZM113 154L114 155H117L118 157H117V163H116V165H114L113 164V159H112V156H113ZM203 154V153H202ZM210 154H212V153H210ZM230 154V153H229ZM3 155H5V154H3ZM9 155V154H8ZM39 155V154H38ZM56 155V154H55ZM58 155V154H57ZM73 155V156H74ZM86 155V156H87ZM22 156H24L23 154H22ZM33 156V155H32ZM76 156V155H75ZM168 156H173V157H175V159H176V161H177V163L175 164V166L173 165H171L170 163H169V161L167 160V157ZM213 156H215V155H213ZM240 156V155H239ZM7 157V156H6ZM10 159H11V161H12V163L10 164L11 166L9 167V166H7L6 167V170L4 171V173H3V176H2V178H3V184H4V186H3V188L5 187V190H12V188H14V189H17L14 185H16V184H18L19 185V183H20V181L18 182V183H12L11 184V182L13 181H11V179H12V177L11 176H14V177H16L17 176V181L19 180V178H21V177H19V175L16 173V171H17V169H16V165H18L19 163H22V162H20L19 161V159H20V157H19V152H16L15 151V149L13 150V152H12V154L10 155ZM217 157V156H216ZM215 157V158H216ZM228 157H230V158H227V159H233V158H236L235 157V155H233L232 154V156H228ZM22 158V157H21ZM26 158V157H25ZM34 158H35V156H34ZM33 158V159H34ZM38 158V157H37ZM36 158V159H37ZM67 158H69V157H67ZM79 160H80V158L79 157H77ZM84 158H86V157H84ZM91 158V157H90ZM195 158H197V157H195ZM206 158V157H205ZM208 158H211V157H208ZM7 161H9L10 162V159H7V158H5ZM4 159V160H5ZM23 159V158H22ZM48 159V158H47ZM50 159V158H49ZM73 159L74 158H71L70 160L71 161H73ZM78 159H77V161H78ZM198 159V158H197ZM213 159V158H212ZM226 159V158H225ZM5 160V161H6ZM21 160V159H20ZM35 160V159H34ZM43 160H46V159H42V161ZM60 160V159H59ZM91 160V159H90ZM199 160H204V158H203V156L201 155L200 157H199ZM238 160H239V158H238ZM4 161V164L6 163ZM71 161L69 162V161H67V162H69V163H71ZM198 161V160H197ZM207 161V160H206ZM44 163L46 162V161H43ZM67 162H64L65 164L67 163ZM79 162H81V161H79ZM23 163H25V162H23ZM22 163V164H23ZM53 163V161H51V164ZM61 163H63V162H61ZM72 163H74V162H72ZM77 163V162H76ZM83 162H81V164H82ZM84 163H86V160L84 161ZM88 163V162H87ZM91 163V162H90ZM227 163H229V162H227ZM8 164V163H7ZM48 164V163H47ZM80 164V163H79ZM93 164V165H94ZM202 164H204V163H202ZM221 164H224L223 162L221 163ZM20 165V164H19ZM27 165V164H26ZM61 165V164H60ZM76 164H74V165H72L73 167L75 166ZM89 165V164H88ZM92 165V166H93ZM208 165V167H210L209 166V163L207 164ZM233 165V164H232ZM232 165H230L228 168H231V167H233ZM23 166H25V165H23ZM22 166V167H23ZM58 166H59V164H58ZM68 166V165H67ZM66 166V167H67ZM69 166H70V164H69ZM72 166H70V167H72ZM86 166V165H85ZM235 166H236V163H235ZM21 167V168H22ZM61 167H62V165H61ZM72 167V168H73ZM40 168V167H39ZM69 168V167H68ZM75 168L76 169H73V170H77L76 172H74L75 173V177H74V180H73V182L72 181H69V183L70 182H72L69 186L67 185L68 183L66 182V185L68 186L67 188H68V190L70 191V194L71 193H74V192H76L77 191V194H78V192L80 191V189H82L83 187L86 189L85 190V192H89V193H91V195L93 194L94 196L91 198V200L89 201V198H86V197H88V196H86L85 198L86 199H88V202L87 201H83V200H81L80 201V203H79V205L81 206V207H83V206H85V205H93L95 202H96V200H97V198H101L102 196H103V194H105L106 193V196H107V193H108V188H106L107 186H105L106 184H103V186H105V187H101V190L98 188V187H96L95 185H90L91 183H93V182H91V180H90V178L88 179V180H90V182L91 183H88V181L87 180H85V179H83V178H81V176H82V172H83V169H82V166L80 167L79 165L77 166H75ZM237 168V167H236ZM20 169V168H19ZM48 169H50V168H48ZM48 169H45V170H48ZM54 169V168H53ZM62 169V168H61ZM61 169H59V170H61ZM153 169V171H151V175H148V176H151V177H149V178H152V176H154V177H156L155 175H157V171H155V169L154 168H152ZM225 169V168H224ZM227 169V168H226ZM65 170V169H64ZM86 170H87V167H86ZM86 170H84V171H86ZM190 172H191V174L199 181V183H201V184H205V185H209V183H210V180H208V178L210 177L212 180H213V182H212V184H210V187H211V189L213 190V191H215V192H218L219 190H220V188H221V179H220V177H219V175L215 172V171H213V170H211V168L210 169H206L207 170V174H208V176L209 177H205V174L201 171V169L197 166V165H195V164H192V166L190 167ZM230 170H233L234 171V169H230ZM96 171H98V169L96 170ZM108 171H110V170H108ZM147 171H148V169H147ZM146 171V172H147ZM226 171L227 170H225L224 172V174L226 175ZM237 171H238V169H237ZM58 172V171H57ZM66 172H69V173H66ZM72 172V170L70 169V171H65V173L67 174V175H69L70 173ZM235 173H236V171H234ZM54 173V172H53ZM60 173V172H59ZM73 173V174H74ZM220 173V172H219ZM222 173H223V171H222ZM221 173V174H222ZM228 173V172H227ZM16 174V175H15ZM111 174L113 175V173L111 172ZM115 174V173H114ZM229 175L231 174L232 175V173H228ZM60 175V174H59ZM65 175V174H64ZM107 175V174H106ZM105 175V176H106ZM109 175V174H108ZM234 175V174H233ZM232 175V176H233ZM72 176V175H71ZM88 176H89V174H88ZM114 176H116V175H113V177ZM37 177V176H36ZM56 176L54 175V177L53 178H55ZM58 177V176H57ZM63 177H65V176H63ZM107 177V176H106ZM109 177V176H108ZM67 179H68V177H66ZM84 178H86V177H84ZM232 178L233 177H227V180L228 181H230V183L229 184H231L232 183ZM57 178H55V180H56ZM69 179H72V178H70L69 177ZM106 179V178H105ZM107 179H111V178H107ZM106 179V180H107ZM113 179V178H112ZM160 179V178H159ZM150 180H153V179H150ZM226 180V181H227ZM232 180V181H231ZM16 181V180H15ZM47 182H48V179L46 180ZM63 181H65V180H63ZM109 181H111V180H108V183H109ZM154 181V180H153ZM156 181H157V179H156ZM156 181H154V183L156 182ZM14 182V181H13ZM152 182V181H151ZM225 182V181H224ZM236 182V181H235ZM51 183V182H50ZM58 183H60V182H58ZM111 183V182H110ZM183 183V182H182ZM21 184V183H20ZM225 184L227 185V183L225 182ZM17 185V186H18ZM43 185H45V186H50V185H48L47 183L46 184H43ZM52 185V184H51ZM59 185V184H58ZM63 185V184H62ZM62 185H59V186H62ZM101 185V184H100ZM145 185V184H144ZM148 185V184H147ZM112 186H114V185H110V188L112 187ZM143 186V185H142ZM20 187V186H19ZM22 187V186H21ZM144 187H146V186H144ZM149 187H151V186H149ZM168 187V188H169ZM47 188H51V186L50 187H47ZM173 188V189H174ZM190 188V187H189ZM22 189V188H21ZM66 189V188H65ZM112 189V188H111ZM113 189H115V188H113ZM156 188H154V190H155ZM251 189V188H250ZM4 189H3V191H5ZM20 190V189H19ZM117 191H118V189H116ZM120 190V189H119ZM124 190V191H123ZM137 190H140V189H137ZM153 190V191H154ZM13 191V190H12ZM61 191H62V188H61ZM65 191V190H64ZM153 191H151V192H153ZM193 191V190H192ZM14 192V191H13ZM12 192V193H13ZM15 192H17V193H19L18 191H15ZM20 192H21V190H20ZM84 191H81V193H83ZM141 192V191H140ZM146 192H149V191H146ZM155 192V191H154ZM165 193H166V195H167V192L168 191H164ZM256 192V191H255ZM255 192H252V194H254ZM16 193V194H17ZM65 194H66V192H64ZM99 194L98 195V197L96 196V194ZM112 193V192H111ZM119 193H120V191H119ZM118 193V194H119ZM138 192H136V196H138V194H137ZM159 193V192H158ZM168 193H170V192H168ZM177 193V192H176ZM175 193V194H176ZM247 193V192H246ZM7 194V193H6ZM9 194H11V193H9ZM16 194H15V196H16ZM125 194V193H124ZM140 194V193H139ZM146 194V193H145ZM178 194V193H177ZM180 194V193H179ZM206 194V193H205ZM80 195V194H79ZM110 195V194H109ZM120 195V194H119ZM123 195V194H122ZM166 195H164V196H166ZM190 195V194H189ZM244 195H246V194H244ZM12 196H14V194L12 195ZM18 196V195H17ZM78 196V195H77ZM148 196H150V194L148 195ZM158 196V195H157ZM170 196V195H169ZM176 196H178V195H175V197ZM212 196V195H211ZM255 196V195H254ZM113 197V196H112ZM172 197V196H171ZM174 197V198H175ZM248 197V196H247ZM259 197V196H258ZM125 199H126V197H124ZM135 198H137V197H134V199ZM150 198V197H149ZM148 198V199H149ZM168 198V197H167ZM203 198H205V197H203ZM211 198V197H210ZM213 198V197H212ZM260 198V197H259ZM258 198V199H259ZM12 199V198H11ZM86 199H84V200H86ZM134 199L132 200V201H134ZM138 199V198H137ZM137 199H136V202L134 201L133 203L134 204H138L139 202H140V199H139V201H137ZM155 200L156 199H158L157 197L156 198H154ZM153 199V200H154ZM178 199V198H177ZM222 199V198H221ZM246 199V198H245ZM252 199V198H251ZM254 199H256V198H254ZM80 200V199H79ZM152 200V201H153ZM154 200V201H155ZM170 200V199H169ZM169 200H167L168 202H170ZM199 201H200V198L198 199ZM224 200V199H223ZM257 200V199H256ZM141 201H142V199H141ZM148 201V200H147ZM151 201V202H152ZM161 201V200H160ZM176 201V200H175ZM245 200H243V203L245 204V202H244ZM253 201V200H252ZM255 201V200H254ZM167 202V203H168ZM178 202V201H177ZM247 202V201H246ZM249 202V201H248ZM133 203H131V206H133L134 204ZM141 203H143V202H141ZM155 203V202H154ZM161 203V202H160ZM165 203V202H164ZM179 203V202H178ZM204 203V202H203ZM254 203V202H253ZM148 204V203H147ZM151 204V203H150ZM158 204V206H159V203H157ZM176 204V207L178 208V209H181L182 208V206H183V204H181V203H179V204H177V203H175ZM193 204V203H192ZM206 204V203H205ZM205 204H203V205H205ZM247 204V203H246ZM257 204V203H256ZM256 204H254L253 206H256ZM77 205V204H76ZM135 205V206H136ZM138 205H140V204H138ZM202 205V206H203ZM171 206V205H170ZM199 206V205H198ZM247 206H249V205H247ZM246 206V207H247ZM258 206V205H257ZM75 207H77V206H75ZM147 207V206H146ZM167 207V206H166ZM174 207V206H173ZM204 207V206H203ZM240 207V206H239ZM131 208V207H130ZM151 208V207H150ZM197 208V207H196ZM245 208V207H244ZM249 208V207H248ZM17 209H20V208H17ZM83 209V208H82ZM90 209V208H89ZM161 209V208H160ZM176 209V208H175ZM240 209V208H239ZM247 209V208H246ZM250 209V208H249ZM251 209H253V208H251ZM86 210H88V209H86ZM236 210V209H235ZM248 210V209H247ZM80 211L82 212V210L80 209ZM84 211V210H83ZM188 211V210H187ZM167 212V210H165V213ZM248 212V211H247ZM246 212V213H247ZM83 213V212H82ZM248 213H252V211L251 212H248ZM212 215V214H211ZM169 216H171V215H169ZM177 219V218H176ZM171 222V221H170ZM170 224H172V223H170ZM76 225H78V224H75V227H76ZM71 226V225H70ZM71 227H73V226H71ZM70 227V228H71ZM72 229V228H71ZM168 229V228H167ZM79 229H77V231H78ZM74 231V230H73ZM73 231H69L70 232V235L71 236H73L74 234V232ZM154 231V230H153ZM149 232V231H148ZM147 232V233H148ZM179 232H181L182 233V235H183V237L184 238H186V239H188V240H192V239H195V238H199V239H202V240H205V239H212V238H216V237H218L217 236V234H216V230H215V227H214V224H212L211 223V220H210V217L208 216V215H206L205 213H204V211L202 212V211H200V210H196V211H194V212H181V215H179L178 216V219H177V221H176V223L174 224V225H171V227L168 229V231H167V237H168V239H167V241H165V242H163L162 243V248L163 247H165L166 246V244H168L169 242H170V240L172 239V238H174V237H176V236H178V233ZM219 233V232H218ZM221 233V232H220ZM105 234V233H104ZM98 235V234H97ZM69 237V236H68ZM83 237V236H82ZM81 237V238H82ZM182 237V238H183ZM183 238V239H184ZM219 238V237H218ZM83 240H84V238H82ZM94 239V238H93ZM92 239V240H93ZM109 238L108 237H106L105 235H102V233L100 234V235H98L97 236V239H96V237H95V239L94 240H97V242H98V244H100L101 242H107L108 241V243L110 244L111 242H109V240H108ZM83 240H82V242H83ZM92 241L93 243L95 242V241ZM111 240V239H110ZM174 240H175V238H174ZM185 240V239H184ZM220 240V239H219ZM79 241H81V240H79ZM87 241H89L88 243H90V244H93V243H91L90 241L91 240H87ZM186 241V240H185ZM201 241V240H200ZM96 242V243H97ZM114 241H112V243H113ZM177 241H175V243H176ZM182 242V241H181ZM181 242H179L178 241V243H180L181 244ZM217 242V241H216ZM73 242H71V245H75V244H78V243H76L75 242V244H72ZM103 243H101V244H103ZM186 243V242H185ZM84 244H86V242L84 243ZM101 244L99 245V246H101ZM106 244V243H105ZM182 244H184V243H182ZM79 246H81L82 247V245H83V243H82V245L79 243L78 244ZM114 245V244H113ZM113 245H111V246H113ZM118 245V243L116 244V246ZM134 245V244H133ZM174 245V244H173ZM198 245V244H197ZM97 245H94V247H96ZM109 246V245H108ZM107 246V247H108ZM115 246V245H114ZM119 246V245H118ZM169 246V245H168ZM178 246V245H177ZM181 246V245H180ZM77 247V246H76ZM84 247H86V246H84ZM83 247V248H84ZM103 247V246H102ZM104 247H105V245H104ZM121 247V246H120ZM123 247V246H122ZM173 248H174V246H172ZM74 248V247H73ZM83 248H82V250H83ZM114 248V247H113ZM117 248V247H116ZM131 248V247H130ZM180 248H183V247H180ZM80 249V248H79ZM79 249H76L77 251L79 250ZM86 249V248H85ZM110 249H111V247H110ZM121 249V248H120ZM72 250V249H71ZM87 250V249H86ZM103 250V249H102ZM109 250V249H108ZM114 251H115V249H113ZM131 250V249H130ZM130 250H127L126 252H128V251H130ZM80 251H81V249H80ZM79 251V252H80ZM98 251V250H97ZM119 251V250H118ZM179 251V250H178ZM74 252H76V251H74ZM109 252V251H108ZM107 252V253H108ZM111 252L112 251H110V253L108 254V255H110L111 254ZM253 253H254V251H252ZM84 253V252H83ZM86 253V252H85ZM87 253H90V251H87ZM86 253V254H87ZM117 254H120V253H117ZM125 254H127V253H125ZM169 254V253H168ZM172 254V253H171ZM205 254H207V253H205ZM255 254V253H254ZM74 255H77V254H75V253H73V255H72V257L74 256ZM79 255V254H78ZM81 255V254H80ZM83 255V254H82ZM85 255V254H84ZM88 255V254H87ZM120 255H122V254H120ZM173 255H174V253H173ZM123 256V255H122ZM182 256V255H181ZM197 256V255H196ZM76 257V256H75ZM88 257V256H87ZM108 256H106V258H107ZM110 257V256H109ZM112 257H113V255H112ZM111 257V258H112ZM141 257V256H140ZM169 257V256H168ZM168 257H167V259H168ZM171 257V256H170ZM169 257V258H170ZM185 257H187V255L185 256ZM193 257H195V255L193 256ZM77 258V262H76V264L78 263V264H82L83 263V259L84 258H82L81 256H77L76 257ZM75 258V259H76ZM135 258H137V257H135ZM259 258H261V257H259ZM87 259V258H86ZM133 259V258H132ZM174 259H176L177 260V258H174ZM179 259V258H178ZM192 259V258H191ZM207 259H209V256L207 255V256H203V255H199L198 256V258H196V259H194L193 260V264H205V261L207 260ZM98 260H100L99 258H98ZM108 260V259H107ZM172 260V259H171ZM170 260V261H171ZM101 261V260H100ZM118 261V260H117ZM133 261H136V260H134L133 259ZM143 261V260H142ZM174 261V260H173ZM105 262H108V261H105ZM137 263L139 262V259H137V261H136ZM71 263H72V261H71ZM97 263H99V262H97ZM109 264H117V263H113V261H111V262H108ZM136 263V264H137ZM142 263V262H141ZM164 263V262H163ZM190 263H192V261H190ZM99 264H104V262L102 263H99ZM119 264V263H118ZM122 264V263H121ZM140 264V263H139Z\"/></svg>",
    "mask_w": 264,
    "mask_h": 264
}]
</instances>
